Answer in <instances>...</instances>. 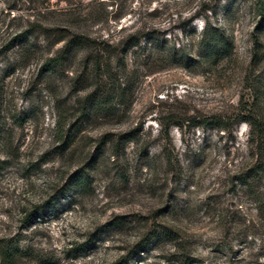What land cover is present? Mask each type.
Returning <instances> with one entry per match:
<instances>
[{
    "label": "rangeland",
    "instance_id": "rangeland-1",
    "mask_svg": "<svg viewBox=\"0 0 264 264\" xmlns=\"http://www.w3.org/2000/svg\"><path fill=\"white\" fill-rule=\"evenodd\" d=\"M204 1L0 0V240L19 264H264V179L237 180L257 159L250 127L206 123L239 114L252 69L264 73L255 0H210L208 23L234 40L217 65L133 66L132 51L108 63V41L141 30L197 45ZM74 35L83 43L43 71Z\"/></svg>",
    "mask_w": 264,
    "mask_h": 264
},
{
    "label": "trees",
    "instance_id": "trees-1",
    "mask_svg": "<svg viewBox=\"0 0 264 264\" xmlns=\"http://www.w3.org/2000/svg\"><path fill=\"white\" fill-rule=\"evenodd\" d=\"M209 1H204L201 7L202 12L199 13V11H196L195 15L192 17L194 20H198L200 18L204 19V27L201 33V38L197 45L195 43L192 44L190 49L181 46L177 48L176 45H170L169 41H161L156 29H149L146 31L141 30L128 35L127 38L120 41L117 45H112L111 41H108V63L112 61V57L110 55L113 52H119L123 54V57L118 58V61L123 65H127L126 55L131 51L134 58L131 60L133 62V66H140V64L147 63L150 68L155 67L157 64L169 66L173 62H202L212 67L219 64L221 61L230 59L234 49V40L232 34L223 25L217 24L212 26L210 23H208L209 17L216 14L214 7L211 5V1ZM235 4L236 2L232 1L225 11L228 19H231L235 15ZM254 5L258 25L257 29H260L261 27L264 28V0H255ZM208 14H210V16H208ZM28 35V32H24L20 35H17L16 38H14V41L23 40L28 37ZM82 43V36L74 35L65 43L61 54L56 59L44 65L43 71L49 70L52 64L62 62L66 56L65 52L67 53L69 50L79 47ZM254 45L256 48L259 47V38L254 40ZM196 46L197 53L195 56L198 58V60H195L193 57ZM260 54H263L264 56V52ZM255 63L260 64V62L257 63V60L254 58L253 64ZM255 72L256 70L252 69L251 76H249L246 81L248 88L247 90L253 92L252 97L249 93H247L248 99L243 97L242 110L239 112V114H234L230 117H214L206 121L207 124H212L220 129V131L224 132L231 130L232 127L241 122L246 123L250 127V144L256 150L255 157H257V159L255 160V163H251L249 167L246 168V171H242L237 176L239 183L250 191L254 189L258 182L264 179V73H262L260 77H257V82V80L252 79ZM110 73H112V70L109 68L108 76ZM258 86L260 87L261 93L256 91ZM250 98H253V101H251ZM172 164L174 163L171 161V165ZM75 180L76 179H74L72 182ZM254 194H258V190H256ZM49 200L53 201L51 203L49 201V203L51 206H54L55 198ZM259 202L262 204L263 208V199L260 198ZM43 209L44 207H34L33 210L25 212V216L22 219V222L25 225L24 228L30 227L33 222L40 219ZM153 237L156 238L155 235ZM149 243H151V241L145 242V245L141 246L140 250L137 249L138 252L136 254L140 256L139 253H144L145 251H143V248H148ZM89 244L91 243H88V245ZM21 254L22 250L20 251V249L15 247V245L11 244L10 242L7 243L3 240H0V264H19V256ZM133 258L135 257H132L131 255L125 256L116 261L114 264H131V260ZM186 261L187 259L185 260L184 264L189 263Z\"/></svg>",
    "mask_w": 264,
    "mask_h": 264
}]
</instances>
